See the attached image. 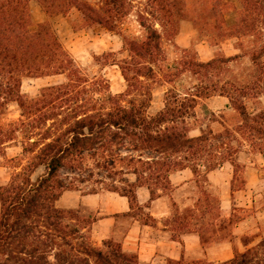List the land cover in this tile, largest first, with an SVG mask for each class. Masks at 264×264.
<instances>
[{
	"label": "trees",
	"instance_id": "obj_1",
	"mask_svg": "<svg viewBox=\"0 0 264 264\" xmlns=\"http://www.w3.org/2000/svg\"><path fill=\"white\" fill-rule=\"evenodd\" d=\"M32 1L48 19L35 24ZM239 2L236 22L227 27L226 0H100L98 6L86 0H0V166L27 159L0 185V264H145L113 238L95 245L91 220L56 205L66 191L80 190L82 176L93 165L134 177L123 178L125 186L112 190L126 196L138 213L144 210L139 187L156 199L173 190L172 173L190 168L200 194L175 214L172 238L182 241L181 235L196 233L204 250L236 240V224L245 217L236 213L246 209L233 205L236 211L224 213L220 197L205 183L208 173L226 162L234 177L243 173L241 152L264 156V106L251 112L247 98L256 88L221 78L224 66L238 55L201 61L174 39L181 20L189 19L216 41L250 35L257 42L264 30V0ZM73 9L80 12L83 27L101 26L122 36L123 58L107 51L97 60L119 67L127 84L123 92L113 94L103 76H86L62 44L49 18L68 16ZM130 16L136 18L140 36L122 33ZM164 40L181 52L172 62ZM261 54L264 47L253 52L252 61L264 74V64H257ZM52 76H64V81L42 87L36 97L22 93L24 78ZM184 76L193 84L179 90L176 84ZM156 86H167L164 107L150 114ZM212 95L228 99L239 123L219 132L199 127V134H191L190 120L200 99ZM13 103L20 116L5 123ZM13 146L22 148L21 156H8ZM39 168L42 173L33 179ZM242 187L243 182L236 188L232 181V191ZM241 241L246 248L225 261L204 256L187 263L182 257L166 264H264V219Z\"/></svg>",
	"mask_w": 264,
	"mask_h": 264
},
{
	"label": "rangeland",
	"instance_id": "obj_2",
	"mask_svg": "<svg viewBox=\"0 0 264 264\" xmlns=\"http://www.w3.org/2000/svg\"><path fill=\"white\" fill-rule=\"evenodd\" d=\"M94 6H98L100 0H86ZM227 12L229 16H232L230 10L234 7V4L237 0H226ZM31 11L35 24L38 22L48 19L46 14L43 11V8L37 1L31 2ZM54 30L58 34L62 44L69 51L72 57L75 59L77 65L81 68L82 72L92 78L95 76H103L109 80L110 90L113 94L123 92L127 84L121 74L119 67L116 64H103L97 60L98 56H101L104 52L112 51L117 53L119 58H123L126 53L122 52V36L117 32H111L101 26H92V27H83L81 14L76 9H73L68 16L56 15L49 18ZM122 33L131 36L137 37L142 34L141 28L136 21L134 16L128 17L123 24ZM196 27V26H195ZM36 27L34 26L33 29ZM197 35L194 40V45L189 49L191 52L195 53L198 59L202 61H207L212 58H223L230 57L235 54H238V57L231 60L225 65L224 70L221 74V78L231 82H237L242 85H249L255 87V90H250L247 98V106L251 112L258 111L257 109L264 104V74L262 71H259V68L252 61L253 52L260 53L264 47V30L261 31V35H257V42H254L252 36H243L240 41L237 43V48L224 47L221 42L225 39L216 41L212 36L196 27ZM208 39L209 43L213 46L218 45L217 47L207 48V52H203L202 48H198L196 44L199 43L201 38ZM164 48L167 52L168 61L172 62L181 52L178 48L174 47L172 43L168 40H164ZM264 64V54L257 60V64ZM264 73V71H263ZM64 81V76H52V77H26L23 79L22 83V93L28 97H36L41 88L50 84L58 83ZM192 83V80L189 76L182 77L176 84L179 90L189 86ZM167 86H156L153 94V101L148 112L150 114H155L164 107V92L166 91ZM20 116V110L17 104L13 103L10 105L7 114L3 118V122L8 123L14 120H17ZM240 118L238 113H236L227 103V99L220 97L219 95H212L208 98L200 99L196 107V115L191 118L190 122L194 130L191 134H199V127L207 129L208 126L213 129L214 132H219L224 130V126L233 128L237 126ZM221 152H224V149H219ZM22 148L20 146H13L8 149V156L10 158L21 156ZM240 159L243 161H248V157L255 158L257 165L264 164V160L259 154H246V152H241ZM256 155V156H255ZM19 160V158L14 162H6L4 170L12 174L13 171H18L21 169L20 164L27 161L26 158ZM2 170V169H1ZM43 171V168L37 169L33 174V179L37 178ZM67 171H63L62 174H65ZM226 173V171L224 172ZM82 177L85 178L84 182L80 184V190L77 191V194H86L87 192L95 193H118L112 190V187H123L125 182L123 178L133 179L131 175H122L116 174L115 171H110V169L103 166L93 165L87 173ZM228 174L222 175L223 182L228 180ZM264 179V174H263ZM235 187H239L241 182L245 180V175L237 173L235 177ZM218 185L219 187H214L209 184H205L207 190L215 195H222L224 189L227 187L225 183ZM190 185L192 188L191 193L187 192L189 200V205L194 202V200L199 196L198 190ZM189 188V187H187ZM260 192L264 194V180L260 185ZM235 197H238L236 195ZM78 205V203H77ZM75 205V209L81 211L87 216H92L94 210L90 209L86 205ZM264 206V199H259L256 207ZM255 208L253 210H255ZM236 214H239L237 212ZM244 216L251 215L250 213H241ZM208 218V217H206ZM252 230H256V225L252 227ZM199 258H203L201 255ZM197 258L192 256H185V262L190 263L192 260ZM220 262V261H214Z\"/></svg>",
	"mask_w": 264,
	"mask_h": 264
},
{
	"label": "crops",
	"instance_id": "obj_3",
	"mask_svg": "<svg viewBox=\"0 0 264 264\" xmlns=\"http://www.w3.org/2000/svg\"><path fill=\"white\" fill-rule=\"evenodd\" d=\"M240 9L241 4L237 0L230 10L232 16H229V12L225 14L227 27H232L235 24ZM197 32L192 20H181L174 42L180 48H190L194 45ZM241 38L227 37L221 44L224 47L237 48V43ZM216 44L212 46L204 37L199 40L196 46L202 48L203 52H207V48L217 47ZM227 103L229 104L228 99ZM261 158L264 160V156L261 155ZM238 159L244 164V171L241 173V175H245L244 187L232 191L231 185L235 177L234 168L230 162L210 171L208 183L205 184L219 187L218 185L224 181L223 178L221 179L222 175L228 174V180L223 182L227 187L224 189V193L219 196L224 213L230 214L232 211H236L231 210L235 205L246 209L239 210V214L244 212L251 215L245 216L236 224L235 233L238 236L235 241L215 243L205 250L196 233L181 235L182 241L172 238L173 218L177 212H182V209L189 205L190 201H187L189 198L186 195L187 192H193L190 185H194L193 187L199 192L195 175L190 168L172 173L170 180L174 186L173 190L169 194L163 193L156 199H151L150 192L146 187H139L137 189L138 202L144 209L139 213L131 210L128 198L119 193L77 194V191H66L56 202V205L61 208L75 209L74 206L78 203L77 206L86 205L90 209H94L89 210L94 211L91 217L77 210L81 216L91 220L90 235L93 243L100 246L103 240L110 238L118 240L122 243L125 251L136 253L139 260L145 264H166L169 260H180L185 256L198 259L201 255L211 261H225L232 258L236 250L243 251L246 248L241 241V236L245 233H252V227L256 225L257 221L264 219V206L255 208L258 200L264 199V194L260 192V185L264 180V164L257 165L255 158L250 157H248V161H243L240 159V155ZM4 169H6L5 166H0V185L5 184L11 178V173ZM225 171L226 173H224ZM236 195L238 197H235ZM174 204L179 206L180 210H174ZM254 208L255 210H253Z\"/></svg>",
	"mask_w": 264,
	"mask_h": 264
}]
</instances>
